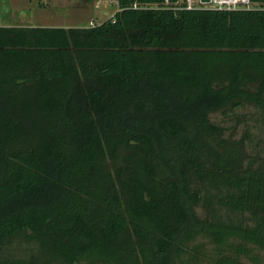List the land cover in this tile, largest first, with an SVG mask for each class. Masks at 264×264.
Listing matches in <instances>:
<instances>
[{
  "label": "trees",
  "instance_id": "1",
  "mask_svg": "<svg viewBox=\"0 0 264 264\" xmlns=\"http://www.w3.org/2000/svg\"><path fill=\"white\" fill-rule=\"evenodd\" d=\"M115 1L0 27V264H264V159L211 120L264 124V0Z\"/></svg>",
  "mask_w": 264,
  "mask_h": 264
},
{
  "label": "rangeland",
  "instance_id": "2",
  "mask_svg": "<svg viewBox=\"0 0 264 264\" xmlns=\"http://www.w3.org/2000/svg\"><path fill=\"white\" fill-rule=\"evenodd\" d=\"M9 4L17 8L19 6L26 8V14L21 11L18 18L11 16L8 12L3 15L2 11H6ZM249 7L254 8L251 4ZM0 10V26L19 24L15 21L18 19L21 22L20 25L25 26L83 28L101 24L112 18L118 6L115 0H0ZM24 18L27 21L22 23ZM211 120L223 126L225 137L231 140H238L245 132H248L255 153H260L264 159V124L254 109L251 107L236 109L226 116L217 112L211 115ZM249 151L251 152L250 148L246 151L248 155ZM196 211L201 214L200 208ZM19 248L22 252L19 253L20 255L28 252L22 246Z\"/></svg>",
  "mask_w": 264,
  "mask_h": 264
},
{
  "label": "built area",
  "instance_id": "3",
  "mask_svg": "<svg viewBox=\"0 0 264 264\" xmlns=\"http://www.w3.org/2000/svg\"><path fill=\"white\" fill-rule=\"evenodd\" d=\"M178 3L185 10L212 9L232 11L237 9H250L249 0H208V3L201 0H178Z\"/></svg>",
  "mask_w": 264,
  "mask_h": 264
},
{
  "label": "crops",
  "instance_id": "4",
  "mask_svg": "<svg viewBox=\"0 0 264 264\" xmlns=\"http://www.w3.org/2000/svg\"><path fill=\"white\" fill-rule=\"evenodd\" d=\"M8 6V9L5 11H2L3 15L4 13L8 12L11 14V16L15 17V18H18L19 14L21 13V11H23L24 13L27 12V9L26 8H21V6H19L18 8L17 7H14L12 5H7ZM7 13V14H8ZM0 14H1V10H0ZM26 14V13H25ZM27 16V15H25ZM11 18V17H10ZM17 23L19 24H15V25H8V24H4L3 26H0V27H20V26H23V27H35V26H25V25H20L21 22H19V20H15ZM27 20L24 18L23 22H26ZM5 22V21H4Z\"/></svg>",
  "mask_w": 264,
  "mask_h": 264
},
{
  "label": "water",
  "instance_id": "5",
  "mask_svg": "<svg viewBox=\"0 0 264 264\" xmlns=\"http://www.w3.org/2000/svg\"><path fill=\"white\" fill-rule=\"evenodd\" d=\"M201 1L208 3V0H201Z\"/></svg>",
  "mask_w": 264,
  "mask_h": 264
}]
</instances>
